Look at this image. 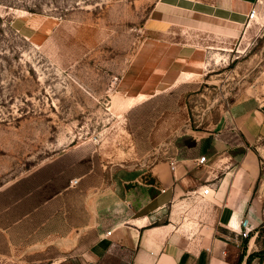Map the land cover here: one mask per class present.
<instances>
[{
  "label": "crops",
  "instance_id": "1",
  "mask_svg": "<svg viewBox=\"0 0 264 264\" xmlns=\"http://www.w3.org/2000/svg\"><path fill=\"white\" fill-rule=\"evenodd\" d=\"M259 1L157 5L237 29L243 44ZM191 75L183 70L167 91L123 101L132 103L126 165L107 170L97 149L75 147L2 189L0 264H95L111 243L133 250L130 264H244L241 221L264 220V66L215 131L190 124Z\"/></svg>",
  "mask_w": 264,
  "mask_h": 264
},
{
  "label": "rangeland",
  "instance_id": "2",
  "mask_svg": "<svg viewBox=\"0 0 264 264\" xmlns=\"http://www.w3.org/2000/svg\"><path fill=\"white\" fill-rule=\"evenodd\" d=\"M159 1L0 0V191L75 147L97 149L107 170L126 165L123 101L167 91L183 70L191 126L220 128L264 66V0L243 44L239 30ZM246 239L244 264H264V220Z\"/></svg>",
  "mask_w": 264,
  "mask_h": 264
},
{
  "label": "trees",
  "instance_id": "3",
  "mask_svg": "<svg viewBox=\"0 0 264 264\" xmlns=\"http://www.w3.org/2000/svg\"><path fill=\"white\" fill-rule=\"evenodd\" d=\"M196 142L191 141L189 145L193 147ZM247 242V239L244 240ZM134 252L131 249H123L116 243H111L107 251L95 264H130L132 262ZM60 264H65L61 262Z\"/></svg>",
  "mask_w": 264,
  "mask_h": 264
},
{
  "label": "built area",
  "instance_id": "4",
  "mask_svg": "<svg viewBox=\"0 0 264 264\" xmlns=\"http://www.w3.org/2000/svg\"><path fill=\"white\" fill-rule=\"evenodd\" d=\"M258 7L257 5H255L250 13H249V18L250 19H253L255 18V16L258 14ZM207 162V157L206 156H201L200 158H198V163L199 164H205ZM174 162H172V168L174 167ZM211 187L210 186H206L203 188L202 190V195L205 196V195H208L210 194L211 192ZM255 227L252 225V223L250 222V220L248 218H244L242 221H241V224H240V231H239V234L244 237V238H247V237H250L251 233L254 231Z\"/></svg>",
  "mask_w": 264,
  "mask_h": 264
},
{
  "label": "bare ground",
  "instance_id": "5",
  "mask_svg": "<svg viewBox=\"0 0 264 264\" xmlns=\"http://www.w3.org/2000/svg\"><path fill=\"white\" fill-rule=\"evenodd\" d=\"M258 17H259V15H256L255 18H253V19H258Z\"/></svg>",
  "mask_w": 264,
  "mask_h": 264
}]
</instances>
